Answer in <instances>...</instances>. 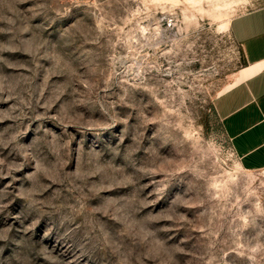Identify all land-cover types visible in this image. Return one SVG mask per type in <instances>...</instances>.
Returning a JSON list of instances; mask_svg holds the SVG:
<instances>
[{
  "label": "rangeland",
  "instance_id": "obj_1",
  "mask_svg": "<svg viewBox=\"0 0 264 264\" xmlns=\"http://www.w3.org/2000/svg\"><path fill=\"white\" fill-rule=\"evenodd\" d=\"M264 0H0V264H264V170L215 104Z\"/></svg>",
  "mask_w": 264,
  "mask_h": 264
},
{
  "label": "crops",
  "instance_id": "obj_2",
  "mask_svg": "<svg viewBox=\"0 0 264 264\" xmlns=\"http://www.w3.org/2000/svg\"><path fill=\"white\" fill-rule=\"evenodd\" d=\"M230 31L241 44L245 64L215 110L241 166L264 170V7L234 17Z\"/></svg>",
  "mask_w": 264,
  "mask_h": 264
}]
</instances>
